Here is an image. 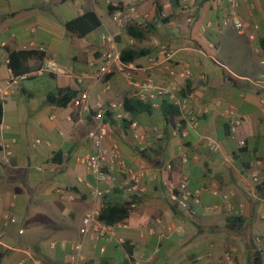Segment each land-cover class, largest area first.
Listing matches in <instances>:
<instances>
[{
  "label": "crops",
  "instance_id": "crops-1",
  "mask_svg": "<svg viewBox=\"0 0 264 264\" xmlns=\"http://www.w3.org/2000/svg\"><path fill=\"white\" fill-rule=\"evenodd\" d=\"M110 3L0 0V84L14 75L8 47L44 48V61L30 60V72L55 64L19 80L3 98L0 157L5 144L13 154L10 163L0 160V264H69L77 252L76 264H250L256 254L264 264V0H237L242 28L226 23L232 16L226 1L161 0L163 19L156 17L154 0L140 3L139 13L149 15L154 31L131 43L124 29L117 45L149 49L135 62L157 79L173 78L187 103L174 114L161 105L163 97L127 121H108L107 141L118 143L126 168L100 197L94 190L108 184L97 183L79 160L94 150L88 132L98 104L133 93V83L146 76L134 71L132 82L113 73L109 89L101 79L108 49L101 34L117 28ZM87 9L98 12L102 25L84 37L69 36L65 23ZM157 43L174 50L172 77ZM63 88L75 98L65 105L50 102ZM229 111L241 120L235 129ZM141 169L148 171L143 190L131 196L120 191L130 170ZM182 177L202 191L201 201L188 209L172 201L166 184L177 185ZM105 196L132 199L128 217L122 225L96 217L100 227L106 225V237L96 221L82 233L83 218L101 212ZM229 251L234 262L226 258Z\"/></svg>",
  "mask_w": 264,
  "mask_h": 264
},
{
  "label": "built area",
  "instance_id": "built-area-1",
  "mask_svg": "<svg viewBox=\"0 0 264 264\" xmlns=\"http://www.w3.org/2000/svg\"><path fill=\"white\" fill-rule=\"evenodd\" d=\"M146 1L147 0H110V2L116 6V8L112 11V19L117 23V28L115 31H105L101 34L102 41L108 44V49L104 53V65L101 70V79L103 80L105 87L109 89L111 86L110 76L113 73L119 72L133 82L134 71H142L146 73V76L144 79L133 83L136 90L131 93L132 95L137 96L144 101H151L154 105L159 104L158 101L160 98L167 97L171 102L179 106V108H184L187 103V99L180 96L176 81L173 78L157 79L154 75L147 74L149 72L146 66L139 65L135 61H124L121 57V49L117 45V38L123 33L127 24L137 23L139 25H147L150 20L148 14L140 15L139 13L140 3ZM163 1L169 2L170 0ZM224 1L228 2L232 7V16L226 19V23L233 22L237 28H242L244 23L235 12L237 0H213L216 4H221ZM194 8L195 7L192 9ZM130 41L131 43H134L136 39L130 35ZM157 45L159 46V52L166 56V63L168 62V72L170 76H174L176 74V70L171 64H169V60L172 57L174 50L163 43H157ZM39 50L43 51L44 48L41 47ZM54 67L55 64L51 62L38 71L27 72L19 76L13 75L9 81H7L6 85L0 84V99L3 101V98L12 92V85L16 84L19 80L27 78L33 73H37L39 71L41 72L43 69ZM186 73L190 74V70L186 69ZM257 82L261 83V81ZM75 103L79 105L81 104V101L76 100ZM98 107L100 111L95 114V126L88 132V136L93 141L94 150L91 153L81 156L79 160L91 171L97 183L108 184V189L97 187L94 190V195L101 197L110 188L115 187L118 172H121L122 174V169L126 168V161L118 143L113 140L107 141V137L110 132V123L104 120L105 110L109 109L114 114V117L118 119H129L130 113L124 108L123 98L106 104L99 103ZM229 113L233 116L231 124L232 128L235 129L241 120L234 117L233 111H229ZM208 144L212 149L218 148L217 143L211 139H209ZM241 144L244 145L245 142L242 140ZM4 146V154L0 157V160L4 163H10L13 151L10 145L5 144ZM182 160L187 162V156L184 155ZM166 167L171 169L172 164L167 163ZM130 173V179L122 183L120 186L123 192L129 196L137 194L143 190L142 178L148 174V171L146 169H141L139 171L130 170ZM253 179L257 181L258 177L254 176ZM166 184L172 201H174L181 208L188 209L193 203H199L201 201V189L190 188L186 177H182L177 185H175V183L171 180H167ZM100 213L101 212L95 210L88 213L83 218L81 226L82 233L89 231L94 221H96V223L99 221H97L96 217H99ZM6 217L10 221H16L13 216L6 215ZM122 222L123 220L116 224L122 225ZM123 226L126 225L124 224ZM94 227L97 229L99 235L105 236L107 229L106 225H102L100 227L97 223ZM118 241L120 243H125V239L123 237H118ZM257 242L260 245L261 239L258 238ZM75 248L80 250V244L75 245ZM79 258L80 252L75 253L69 264H76V261ZM226 258L231 262H234L231 251L227 252ZM33 264H38V261L34 260ZM127 264H138V262L131 260Z\"/></svg>",
  "mask_w": 264,
  "mask_h": 264
},
{
  "label": "trees",
  "instance_id": "trees-1",
  "mask_svg": "<svg viewBox=\"0 0 264 264\" xmlns=\"http://www.w3.org/2000/svg\"><path fill=\"white\" fill-rule=\"evenodd\" d=\"M156 5V17L162 18L161 14L163 12V6L161 0H154ZM116 8L112 3L109 5L110 12ZM166 20V19H164ZM154 22H148L147 25H139L137 23H128L125 30L126 32L134 37L137 41H143L147 35L154 31ZM102 25V20L97 11L93 9H87L84 13L78 15L77 17L67 21L65 23L67 34L71 37H84L94 30L98 29ZM259 47L262 53L264 54V36L259 40ZM9 52V61L8 65L13 71L15 76L30 72L32 66L30 65V60H37L39 63L44 61L45 55L44 52L39 49H14L8 47ZM149 49L145 48H134L126 47L121 50V57L124 61H135L136 59L147 55ZM76 93L70 88L60 89L58 94L50 95L49 101L59 105H65L75 98ZM124 108L130 113V116H135L141 108L151 109L153 102L141 100L139 97L130 94H126L123 97ZM161 105L165 108L166 112H171L174 114L179 113L178 106L171 102L168 98H164ZM4 114V105L2 99H0V123L2 121ZM114 114L109 110H105L104 120L113 121ZM127 121L128 119H123ZM132 120V119H131ZM95 126V122L92 123L91 128ZM90 128V129H91ZM120 191L123 192L122 189ZM105 204L99 215V219L103 220L109 225H114L119 221L124 220L128 217L130 209L132 207L133 200H118L110 201L106 200ZM250 264H263V260L260 254H256L254 259Z\"/></svg>",
  "mask_w": 264,
  "mask_h": 264
}]
</instances>
